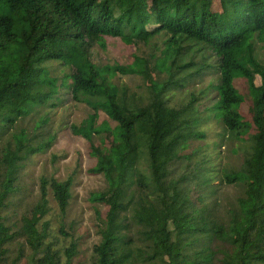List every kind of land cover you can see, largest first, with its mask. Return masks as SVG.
Segmentation results:
<instances>
[{
    "label": "trees",
    "instance_id": "16d2710c",
    "mask_svg": "<svg viewBox=\"0 0 264 264\" xmlns=\"http://www.w3.org/2000/svg\"><path fill=\"white\" fill-rule=\"evenodd\" d=\"M218 3L0 0V264H81L80 245L61 222L72 177H41L32 206L9 213L22 202L23 162L50 146L55 134L45 128L64 98L91 110L70 128L87 139L90 171L105 181L90 196L107 207L104 215L96 209L90 264H264V0ZM108 37L137 46L131 63L93 59ZM56 61L69 70L54 74ZM211 73L216 84L196 94ZM118 74L133 76L134 86ZM236 78L246 79L248 95ZM210 86L218 99L200 110ZM246 97L251 121L240 113ZM101 110L114 125L97 123ZM211 115L238 141L240 165L206 168L202 152L195 170L174 176L175 161L201 151L191 142L205 138L199 127ZM25 120L34 121L31 131ZM217 180L239 186L234 200L219 203Z\"/></svg>",
    "mask_w": 264,
    "mask_h": 264
},
{
    "label": "rangeland",
    "instance_id": "374dc122",
    "mask_svg": "<svg viewBox=\"0 0 264 264\" xmlns=\"http://www.w3.org/2000/svg\"><path fill=\"white\" fill-rule=\"evenodd\" d=\"M215 3V8L220 9L218 0H215ZM156 40L161 42L159 38H156ZM135 52H137L135 44L127 43L119 37H108L104 46L95 44L93 59L101 65L128 64L133 61ZM257 53V57L264 61V46L262 47L261 43ZM212 60L214 61V57ZM49 67L54 74L58 75H62L63 72L69 70L67 67L62 66L59 61L49 63ZM213 75L214 73H211L203 82L195 84L194 89H192L195 90L196 94L200 95L199 90L203 87H208L212 81L213 85L216 84V78ZM117 80L132 86L136 82L133 76L125 75L119 76ZM260 81L261 78L257 76L255 82L259 84ZM234 85L244 95H248L246 79L236 78ZM217 95V90L210 86L208 92L198 101L199 109L204 110L206 107L213 105L218 99ZM64 100L66 103L50 112L49 118L51 120L45 128L51 135L55 134V137L51 139L50 146L30 155L23 162L20 171V190L18 191V199H22V202H17L18 207L16 206L9 213L13 218L18 217L26 205L32 206L39 196L41 177H55L61 180L72 177V199L70 200L68 213L61 222L66 227L67 232L70 233V236H73L80 245V254L75 262L78 260L81 264H90L91 249L99 240L96 230L97 206H99L102 215L107 211L106 206L93 202L90 196L92 192L101 190L105 186V181L101 174H95L90 171L95 165L96 159L90 154V146L87 139L73 133L70 128L72 123L80 124L91 112L90 108L83 103L76 104L71 99L67 100L64 98ZM250 108L251 99L246 97L240 106V113L248 121L252 120ZM27 120H25V125L31 131V126H35V123ZM103 121H108L114 125V122L101 110L97 116V123L100 124ZM199 128L205 131L206 136L204 139L191 142L190 149L202 147L201 151L191 161L187 159L175 161L172 165V174L174 176L182 175L188 170V167L191 170H195V161L202 158V152L209 154L207 158H204L206 160V168H209L213 163L217 167H238L240 165L241 153L232 151V147L238 145V141L232 142L231 136L224 131L223 125L215 116L211 115L209 119L202 122ZM42 130L43 128L39 131L42 132ZM45 135L44 139L51 136ZM214 183L218 186L220 185L216 195L220 204L234 200V197L239 194L240 188L237 185H221L218 180L214 181ZM54 211H56V208H54ZM52 220H55V218L53 217ZM56 220H58L57 216ZM21 264H26V261L23 260Z\"/></svg>",
    "mask_w": 264,
    "mask_h": 264
}]
</instances>
